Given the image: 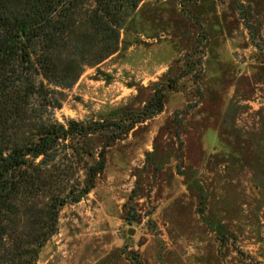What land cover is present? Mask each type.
I'll list each match as a JSON object with an SVG mask.
<instances>
[{
    "label": "rangeland",
    "instance_id": "1",
    "mask_svg": "<svg viewBox=\"0 0 264 264\" xmlns=\"http://www.w3.org/2000/svg\"><path fill=\"white\" fill-rule=\"evenodd\" d=\"M156 93L160 114L92 138L105 169L37 264H264V0H143L53 118L127 127Z\"/></svg>",
    "mask_w": 264,
    "mask_h": 264
},
{
    "label": "trees",
    "instance_id": "2",
    "mask_svg": "<svg viewBox=\"0 0 264 264\" xmlns=\"http://www.w3.org/2000/svg\"><path fill=\"white\" fill-rule=\"evenodd\" d=\"M142 2L0 0V264H37L61 209L92 191L106 163V147L95 154L93 137L119 140L162 112L156 93L127 127L53 118L62 91L118 53Z\"/></svg>",
    "mask_w": 264,
    "mask_h": 264
},
{
    "label": "water",
    "instance_id": "3",
    "mask_svg": "<svg viewBox=\"0 0 264 264\" xmlns=\"http://www.w3.org/2000/svg\"><path fill=\"white\" fill-rule=\"evenodd\" d=\"M216 232H217V233H219V232H220V229H219V228H217V229H216Z\"/></svg>",
    "mask_w": 264,
    "mask_h": 264
}]
</instances>
